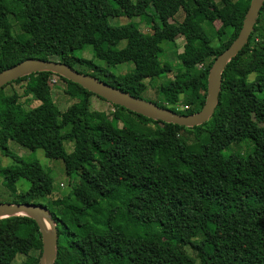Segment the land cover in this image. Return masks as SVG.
Masks as SVG:
<instances>
[{"label": "trees", "instance_id": "obj_1", "mask_svg": "<svg viewBox=\"0 0 264 264\" xmlns=\"http://www.w3.org/2000/svg\"><path fill=\"white\" fill-rule=\"evenodd\" d=\"M250 3L0 0V72L28 59H54L144 99L146 80L177 70L161 86V100L149 102L193 115L205 105L210 69L238 37ZM219 6L228 18L217 29ZM180 11L183 21L171 22ZM121 18L127 21L112 24ZM179 37L186 44L176 68L163 61L162 45L174 49ZM88 46L91 60L81 57ZM130 62L132 72L112 71ZM263 66L264 6L247 45L223 73L213 116L201 126L167 124L112 105L113 118L123 126L119 131L106 114L91 110L94 94L50 72L8 84H25L39 102L30 110L18 93L7 95L8 86L2 88L0 150L15 165L0 173L9 187L22 179L31 184L12 204L49 199L54 188L50 172L38 160L13 153L11 142L63 160L71 179L68 195L43 205L58 230L55 264H264ZM54 78L77 101L65 112L53 100ZM68 141L74 143L71 153ZM238 144L251 152L225 154ZM42 252L33 219H0V264H14L20 256L23 264H39Z\"/></svg>", "mask_w": 264, "mask_h": 264}, {"label": "water", "instance_id": "obj_2", "mask_svg": "<svg viewBox=\"0 0 264 264\" xmlns=\"http://www.w3.org/2000/svg\"><path fill=\"white\" fill-rule=\"evenodd\" d=\"M263 6L264 0H251L238 37L228 49L216 58L210 69L205 105L200 112L193 115H180L170 109L161 108L152 102L136 98L129 93L116 89L88 74L80 73L73 67L54 59H28L1 71L0 90L25 76L40 72H50L81 86L112 105L123 107L148 119L186 128L201 126L213 116L219 101L223 73L231 60L247 45L255 30ZM15 216H26L36 222L43 244V252L39 264H55L57 259L58 230L48 208L43 205L28 203H0V219Z\"/></svg>", "mask_w": 264, "mask_h": 264}, {"label": "rangeland", "instance_id": "obj_3", "mask_svg": "<svg viewBox=\"0 0 264 264\" xmlns=\"http://www.w3.org/2000/svg\"><path fill=\"white\" fill-rule=\"evenodd\" d=\"M133 1L135 2L136 0H133ZM147 2H149V0H142V4H145ZM219 8L221 7L219 6ZM227 18H228L227 12L221 8V11L218 14L217 19L214 23V26L217 29L221 28L226 23ZM183 19H184V13L180 11L178 15L175 17V19L171 20V22L173 23L182 22ZM11 21L14 27V31L17 33H20L21 31H20L19 26L15 23L14 20L11 19ZM126 21L127 19H125L124 21L121 18V19H114L111 22L114 25H119V24H123ZM135 21L139 23L140 29L143 32H148V29L145 26L146 24L144 22H142L139 18H136ZM125 43L126 42H122L119 47L120 48L124 47ZM185 44H186L185 40L181 37L177 38L176 48L174 49L163 44L162 46L165 51V57H163V61L171 62L172 65L177 68V66L179 65V56L184 52ZM92 52H93L92 47L88 46L85 48L84 53L81 54V57L91 60L93 59ZM94 63L97 64L98 66L106 67L105 62L103 61L94 59ZM134 68H135L134 64L130 62V63L118 65L116 68L112 69V71L114 72V74L119 76V75H125L127 73L132 72ZM77 69H80V68L77 67ZM81 69H85V68L81 67ZM176 71L172 74L162 76L161 78H157L154 80H146L147 90L142 95L143 98L146 101L147 100L148 101L161 100V91H160L161 86L169 83L174 78ZM260 72L264 73V66L260 69ZM5 89H6L5 93L7 95H12L15 92L18 93V95L20 96V101L22 102L26 110H30L32 108L39 106V102L35 99L34 95L26 91L25 84L23 85L16 84L13 86L10 85L6 87ZM66 89H67V86L64 82H62L58 78H54L52 96H53V100L55 104L58 106L61 112H65L71 105L77 102L76 100L71 99L66 94V91H65ZM183 101H184V98L182 99L179 105V108L182 110L187 109L186 106H184ZM91 110L106 114L107 118H109L112 121L113 126L117 130L119 131L123 130L122 124L118 122L117 120H115V118H113L114 108L112 104H110L109 102L103 99L101 100L99 97L94 95L91 98ZM9 148L13 153L23 158L27 162H30L32 160H38L40 164L42 165L43 169H45L46 171H49L51 174V177L53 179V188H54L52 196L49 199L37 200L33 202V204L34 203L36 205L48 204L49 202L51 203L52 201L56 199L64 198L66 195L69 194V192L72 189V186L70 184L71 179L70 177H68L66 173L65 164L63 160L49 159L46 157L43 150H37L33 152L24 147H21L20 145L14 142H11L9 144ZM65 149L67 153H71L74 149V143L71 141L66 142ZM230 152H240L241 154L245 155V154H249V152H251V149L246 150L245 144L243 145L238 144V145L232 146L230 151L225 152V154H229ZM14 165H15V162L10 157L4 156L0 150V169L10 168ZM30 186L31 184L29 181L22 179L15 185V187H12V186L9 187L7 186V184L4 183V178L2 174L0 173V203H12V202L17 201L16 195L21 194V193H26L30 189ZM186 250L189 255L192 254V251L189 247ZM23 263H24V257L20 256L16 259L14 264H23Z\"/></svg>", "mask_w": 264, "mask_h": 264}]
</instances>
